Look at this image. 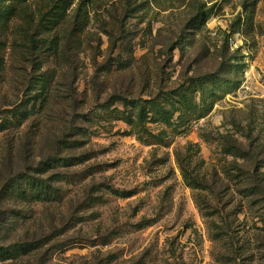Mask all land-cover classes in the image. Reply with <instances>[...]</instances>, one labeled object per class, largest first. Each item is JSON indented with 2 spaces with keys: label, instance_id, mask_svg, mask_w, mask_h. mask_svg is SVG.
<instances>
[{
  "label": "rangeland",
  "instance_id": "obj_1",
  "mask_svg": "<svg viewBox=\"0 0 264 264\" xmlns=\"http://www.w3.org/2000/svg\"><path fill=\"white\" fill-rule=\"evenodd\" d=\"M0 125V264H264V0H0Z\"/></svg>",
  "mask_w": 264,
  "mask_h": 264
},
{
  "label": "trees",
  "instance_id": "obj_2",
  "mask_svg": "<svg viewBox=\"0 0 264 264\" xmlns=\"http://www.w3.org/2000/svg\"><path fill=\"white\" fill-rule=\"evenodd\" d=\"M5 15L7 16L13 15V9L7 8L6 10H3V13L1 16L5 17ZM11 114L14 117L17 116L20 119H25L29 113L28 112L23 113L19 110H15V111H11ZM6 129L7 127H5V125H0V132ZM66 148L69 149L71 147L69 145H66ZM53 161H56V160L51 159L47 163L43 164L40 167V170H44L46 168L51 169L54 164ZM68 164L70 165L69 162ZM41 174H43V171H41ZM183 176H184V180L189 186H195V184H198L197 180L192 177L187 176V173L185 171H184ZM26 180L29 182L30 188L33 190L32 195H31L32 200L37 201V202H45V201L52 200L49 196L50 193L48 192L49 182L47 181V179H43L40 177L32 178V177H28L27 175ZM20 182L21 181H19L16 177L11 180V183L17 186ZM105 188L106 190L111 191V193L119 197L127 198L130 196L129 192L119 191V190L113 189L108 186H106ZM0 213H1V210H0ZM1 222H2V217L0 214V260L1 261L17 260L21 257H27L39 249L38 243H34V242H23V243L7 242L6 243V233H5V230H3L1 227Z\"/></svg>",
  "mask_w": 264,
  "mask_h": 264
},
{
  "label": "built area",
  "instance_id": "obj_3",
  "mask_svg": "<svg viewBox=\"0 0 264 264\" xmlns=\"http://www.w3.org/2000/svg\"><path fill=\"white\" fill-rule=\"evenodd\" d=\"M229 42H230V43H233V39H230Z\"/></svg>",
  "mask_w": 264,
  "mask_h": 264
}]
</instances>
